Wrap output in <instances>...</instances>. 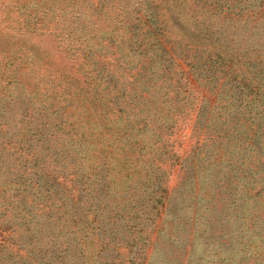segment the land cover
<instances>
[{
    "label": "rangeland",
    "instance_id": "rangeland-1",
    "mask_svg": "<svg viewBox=\"0 0 264 264\" xmlns=\"http://www.w3.org/2000/svg\"><path fill=\"white\" fill-rule=\"evenodd\" d=\"M0 264H264V0H0Z\"/></svg>",
    "mask_w": 264,
    "mask_h": 264
}]
</instances>
